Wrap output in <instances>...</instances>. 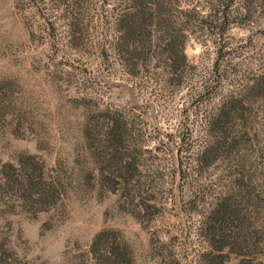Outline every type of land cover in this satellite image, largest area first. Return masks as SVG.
Segmentation results:
<instances>
[{
  "label": "rangeland",
  "instance_id": "374dc122",
  "mask_svg": "<svg viewBox=\"0 0 264 264\" xmlns=\"http://www.w3.org/2000/svg\"><path fill=\"white\" fill-rule=\"evenodd\" d=\"M109 1L105 13L122 0ZM236 1L224 23L193 28L184 50L193 68L180 86H171L170 69L155 62L139 68L137 78L120 65L101 68L95 53L101 0H0V167L31 155L48 179L93 175L98 166L85 151L83 125L101 124L105 114L123 116L136 122L131 148L139 149L143 181L150 185L143 194L151 198L147 209L124 206L119 194L101 189L89 175L84 186L67 184L62 199L43 211L6 198L0 212V264H93L90 244L101 231L130 246L132 264H239L234 255L208 254L198 231V213L209 206L190 203L188 183L216 185L212 172L206 179L179 176V147L195 153L204 139L202 113L191 105L188 89H196L216 63L225 72L224 91L244 86L262 69L264 2ZM256 149L264 151V145ZM257 183L264 197V181ZM219 193L215 186L212 196ZM260 205L257 215L251 210L259 234L264 201ZM256 242L258 253L242 264H264V237Z\"/></svg>",
  "mask_w": 264,
  "mask_h": 264
},
{
  "label": "trees",
  "instance_id": "16d2710c",
  "mask_svg": "<svg viewBox=\"0 0 264 264\" xmlns=\"http://www.w3.org/2000/svg\"><path fill=\"white\" fill-rule=\"evenodd\" d=\"M109 2L101 0V38L97 39L95 47L101 68L109 70L111 66L120 65L130 77L137 78L139 68L155 62L157 67L170 69L166 72L169 85L180 86L184 73L193 68L184 53L193 28L206 30L220 19L224 23L237 1L122 0L111 12L105 13ZM242 9L246 11V7ZM262 60L261 71L234 90H223L225 72L219 63L215 64L213 72L198 80L196 89H188L191 105L202 113L200 128L204 139L195 153L191 148L179 147L183 154L179 163L180 170L183 169L179 175L182 179L191 175L206 179L211 177L208 174L211 171L217 182L205 187L188 183L192 191L190 203L209 206L198 213V231L206 243L207 253L220 259L234 255L240 258L239 264L256 256L258 251L255 250L260 246L256 241L264 237V232L255 231L251 221V213L256 211L257 215L264 201L259 191L263 185L255 184L260 179L264 181L261 160L264 151H255L264 145V58ZM217 61L221 64L225 60L221 56ZM232 69L238 71L235 67ZM209 102H213L211 108L201 106ZM102 121L94 125L85 123L81 129L85 151L94 158L97 172L92 175L85 171L75 180L67 176L48 179L37 157L20 155L15 166L5 163L0 167V212L4 200L11 197L32 211L51 208L66 194L67 184L76 182L84 186L87 175L92 176L101 189L119 194L124 206L149 208L151 198H145L143 193L150 185L143 181L144 167L138 158V147L131 148L135 145L130 139L136 122L129 123L126 117L109 114H105ZM253 154L260 160L254 161ZM215 186L220 193L212 196ZM110 234L101 231L94 236L89 251L95 261L93 264H132L130 246Z\"/></svg>",
  "mask_w": 264,
  "mask_h": 264
}]
</instances>
